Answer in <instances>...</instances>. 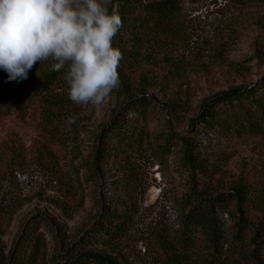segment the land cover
I'll return each instance as SVG.
<instances>
[{
    "label": "rangeland",
    "instance_id": "374dc122",
    "mask_svg": "<svg viewBox=\"0 0 264 264\" xmlns=\"http://www.w3.org/2000/svg\"><path fill=\"white\" fill-rule=\"evenodd\" d=\"M180 1L182 20L140 34L137 57L121 59L120 85L99 108L71 102L62 75L51 91L60 107L53 132L38 104L1 119L0 264L18 247L34 249L33 264L88 251L119 264H166L176 252L251 264L252 230L211 259L203 242L187 240L181 220L186 199L264 183V137L199 119L207 100L264 78V0ZM110 211L129 227L101 244L92 231Z\"/></svg>",
    "mask_w": 264,
    "mask_h": 264
},
{
    "label": "trees",
    "instance_id": "16d2710c",
    "mask_svg": "<svg viewBox=\"0 0 264 264\" xmlns=\"http://www.w3.org/2000/svg\"><path fill=\"white\" fill-rule=\"evenodd\" d=\"M114 3L119 5L122 25L113 37L112 45L121 51L122 58L137 57L141 33L169 32L172 26L184 17L180 0H114ZM62 75L63 71H50L48 61L34 64L27 79L19 82H6L7 74L0 71V121L12 113L23 117L38 104L41 106L46 126L49 127L47 131L53 132L54 120L57 119L60 107L53 100L51 91ZM144 101L142 97L135 98L129 100L128 104L133 107L135 103L141 104ZM199 119L206 127L239 130L264 137V78L244 88H230L207 100L200 109ZM186 200L181 225L183 233L189 235L187 240L194 241L193 244L203 242L212 259L215 256L220 257L228 244L243 243L244 233L252 230L253 236L248 242L253 246L249 253L251 264H264V183L246 185L239 182L226 194L214 198ZM248 211H256V215L250 220H247L246 216ZM223 213L231 220L230 230L225 227L221 217ZM129 222L125 215L116 211L106 212L102 219L95 223L92 235L99 239L101 244H110L124 233L129 227ZM24 250L20 247L12 250L1 264H33L34 249L30 248L27 255ZM190 255H180L176 252V256H169L166 264H208L203 261L207 260L206 258L196 262ZM60 264L119 262L102 253L88 251L66 257Z\"/></svg>",
    "mask_w": 264,
    "mask_h": 264
},
{
    "label": "clouds",
    "instance_id": "9594fccd",
    "mask_svg": "<svg viewBox=\"0 0 264 264\" xmlns=\"http://www.w3.org/2000/svg\"><path fill=\"white\" fill-rule=\"evenodd\" d=\"M114 0H0V71L27 79L37 62L63 71L68 99L99 108L119 87L121 28ZM73 121L69 119V123Z\"/></svg>",
    "mask_w": 264,
    "mask_h": 264
}]
</instances>
